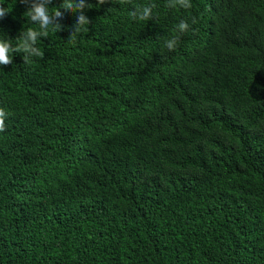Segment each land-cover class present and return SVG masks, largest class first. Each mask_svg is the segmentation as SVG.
Wrapping results in <instances>:
<instances>
[{
  "label": "trees",
  "instance_id": "trees-1",
  "mask_svg": "<svg viewBox=\"0 0 264 264\" xmlns=\"http://www.w3.org/2000/svg\"><path fill=\"white\" fill-rule=\"evenodd\" d=\"M62 3L0 66V264H264V0H86L74 43ZM0 4V38L39 30Z\"/></svg>",
  "mask_w": 264,
  "mask_h": 264
},
{
  "label": "clouds",
  "instance_id": "clouds-1",
  "mask_svg": "<svg viewBox=\"0 0 264 264\" xmlns=\"http://www.w3.org/2000/svg\"><path fill=\"white\" fill-rule=\"evenodd\" d=\"M119 3L124 5L130 3L131 0H97L96 7H100L106 3ZM20 3L28 6L27 11L23 14L28 18L30 22L39 26V30L33 28H27L26 30L21 31V33L16 37V44L13 45L12 39L0 38V66H8L13 63V54L14 53H23L24 63H28L31 58L38 57L43 58V53L36 46L37 41L40 37H48L49 31L57 32L62 30L63 25L60 23V20L64 19L63 13L59 8L54 13L49 12L48 5L51 3V0H20ZM93 5L86 3V0H63V3L60 5V8H63L66 12L77 13L76 23L73 26L72 34L69 39L71 42H75L76 37L82 33L89 31L88 25L91 23L90 19L85 15V9L91 8ZM154 5H147L143 7H137L132 10L129 14L134 20L139 21H148L152 19V9ZM167 7L176 8L180 7L183 9H190L192 7L190 0H168ZM108 9V11H110ZM9 10L3 7V4H0V20L5 18ZM192 23H196V19H192ZM179 33L183 34L189 30V24L186 21H181L177 26ZM243 36V35H242ZM244 38V37H243ZM179 36L169 39L165 43V47L169 51L175 50L178 44ZM257 36L253 39H249V43H257ZM217 42L205 41L202 40L200 43L201 47L206 48V45L213 44L211 49H218L221 51L217 45ZM190 65L186 67L188 70ZM8 113L0 108V132L6 130L5 119L7 118Z\"/></svg>",
  "mask_w": 264,
  "mask_h": 264
}]
</instances>
